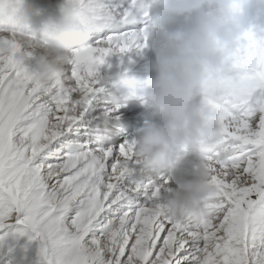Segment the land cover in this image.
Instances as JSON below:
<instances>
[{"label":"snow or ice","instance_id":"1","mask_svg":"<svg viewBox=\"0 0 264 264\" xmlns=\"http://www.w3.org/2000/svg\"><path fill=\"white\" fill-rule=\"evenodd\" d=\"M147 32L76 51L46 86L23 62L30 53L0 39V264H264V26L240 36L205 99L221 134L206 150L198 220L156 211L167 179H137L134 140L113 143L94 110L108 58L146 47Z\"/></svg>","mask_w":264,"mask_h":264},{"label":"clouds","instance_id":"2","mask_svg":"<svg viewBox=\"0 0 264 264\" xmlns=\"http://www.w3.org/2000/svg\"><path fill=\"white\" fill-rule=\"evenodd\" d=\"M26 2L0 0V39L12 37L18 51L20 42L26 49L44 51L30 72L46 86L64 72L76 51L90 46L87 25L102 14L103 6L100 0H61L60 20L45 23L37 35L29 30ZM250 3L252 0H135L129 13L133 23L147 21V39L160 32L149 69L154 74L141 79L131 69L119 71L107 91L113 109L136 100L155 117L154 122L135 130L133 140L134 155L143 165L136 178L164 177L176 185L171 195L163 196L156 210L160 214L198 220L205 213L204 202L211 191L206 150L221 134L217 109L205 99L219 93L240 36L257 27ZM254 7L264 8V0H255ZM193 16L192 27L165 28L178 18L188 21Z\"/></svg>","mask_w":264,"mask_h":264},{"label":"bare ground","instance_id":"3","mask_svg":"<svg viewBox=\"0 0 264 264\" xmlns=\"http://www.w3.org/2000/svg\"><path fill=\"white\" fill-rule=\"evenodd\" d=\"M46 2H58L61 0H39ZM127 0H106L105 4L107 7H116L118 4L123 6ZM102 1L100 0V3ZM254 0L250 3V12L256 17V15L261 11L254 7ZM103 7L104 5L101 4ZM24 11L27 17V23L29 24V30L35 31L37 35L39 30L43 27L45 23L48 22V18L51 17L50 14H45L38 12L37 10H32L30 8L24 7ZM262 19V22L258 20ZM257 26H264V15L256 17ZM7 35V34H5ZM89 45H94L98 41L105 39L106 37L102 34L93 31L89 28ZM21 53L27 51L30 55L26 56L24 59V64L29 71L34 70L40 58L44 55L42 49H26L23 42H20ZM152 59L149 56L147 50L142 48H133L127 54L121 56L112 55L108 58L106 65L101 70V79L99 81V87L103 90L101 91L97 99L94 101V110L99 114V126L101 130L108 136L112 137L113 143H122L125 139L131 140L134 137V132L136 129L143 127L146 122H154L155 117L152 116L151 109L142 106L138 101H129L127 106L119 108L118 111H108L105 117V110H111L113 107L110 103V96L108 94V89L111 87L112 83L117 79V73L125 69H131V74H134L141 79H146L148 76L153 75L149 69L152 63ZM69 64L64 65L66 70ZM118 117V119H117ZM95 139V137H93ZM128 170L137 174L143 167L142 162L135 155L128 162ZM176 187L174 182L168 181L166 184V190L161 194V197L167 193L171 195V190ZM163 203V199H161Z\"/></svg>","mask_w":264,"mask_h":264},{"label":"rangeland","instance_id":"4","mask_svg":"<svg viewBox=\"0 0 264 264\" xmlns=\"http://www.w3.org/2000/svg\"><path fill=\"white\" fill-rule=\"evenodd\" d=\"M93 139V138H92Z\"/></svg>","mask_w":264,"mask_h":264}]
</instances>
